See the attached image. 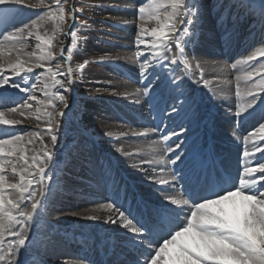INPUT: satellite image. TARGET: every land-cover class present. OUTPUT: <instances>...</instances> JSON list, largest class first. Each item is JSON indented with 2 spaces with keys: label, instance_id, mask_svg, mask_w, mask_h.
Masks as SVG:
<instances>
[{
  "label": "snow or ice",
  "instance_id": "1",
  "mask_svg": "<svg viewBox=\"0 0 264 264\" xmlns=\"http://www.w3.org/2000/svg\"><path fill=\"white\" fill-rule=\"evenodd\" d=\"M67 2L52 0L51 4L45 5V0H39L38 4L26 0H0V7L6 9L47 8L44 14L37 13L36 19L12 27L11 31L7 30L8 13L0 24V36L3 37L0 39V90L17 89L26 97L15 106L6 107V96H0V109H3L0 110V126L5 127V134L0 136V264H18V257L27 258L35 245L29 229L32 222L43 217L52 206V190L59 187L53 170L57 167L55 150L61 130L71 119L65 111L71 110L68 93L83 79V71L93 62L85 59L76 69L71 65L74 49H78V34L73 29L77 27L76 13L80 9L75 3L66 8ZM255 3L259 4L258 22L264 26V0H236L234 4H226L224 0L212 3L209 0H141L133 6L135 20L123 21L124 26L135 27L134 55L141 86L131 93L113 90L112 95H121L125 99L131 96L135 98V104H147L150 112L159 114L153 118H159L163 127H146L142 131L129 129L121 131L119 137L146 138L149 133H161L160 140L155 142H163V153L159 158L140 159L130 165L145 173L153 184L161 186L158 189L161 197L155 202L141 199L136 202L135 209L131 205L125 208L118 198L109 197L106 203L97 202L95 207L69 212L85 221L116 226L110 229L114 233L122 232L114 240L109 238L113 247H122L129 252L119 264H264V122L243 135L242 140L237 129L232 130L233 140L241 143L235 175L223 164L213 162L206 166L203 158L197 159L185 147L191 126L197 119V102L183 85L186 79L195 84L202 81L204 87L209 84L204 79L201 62L194 54L199 44L198 33L202 31L201 20L205 13H216L227 47L233 35L227 27L232 9H252ZM44 20L58 24L71 21L69 31L65 33L70 46L61 47L59 53L66 68L57 62L53 71L44 63L56 59L52 49L44 47L51 45L52 38H45L38 31ZM80 27L87 28L88 25L82 23ZM31 37L39 42L36 49L41 54L37 56L32 52L27 54L28 59H22L24 46ZM189 45L193 48L191 54ZM31 57H36L34 62ZM261 57H264V46L230 67L251 65L259 62ZM118 59L122 58L105 54L95 62L114 64ZM194 67L200 69L196 79H193ZM35 69L41 71L31 76ZM45 74L51 78V88L55 91L47 84L37 88ZM256 76L260 77L259 82L247 86L243 92L239 83L236 85L235 95L243 102L235 106L234 111L229 108L228 112L237 118V127L258 107L264 106V63L260 69L236 77L237 81L248 82ZM29 78L33 80L31 85ZM36 91L41 92L43 100L34 94ZM39 106H43V112ZM34 109L36 120L44 126L40 127L38 123L36 131L17 130L14 126L22 125L24 119H32ZM6 112L24 119L6 118ZM165 113H168L166 117ZM165 118L173 124L179 119L181 123L176 124L179 131L169 129L164 123ZM102 135L110 138V142L119 139L112 131H104ZM112 147L122 156L134 155L114 142ZM76 151L78 155L89 153L88 143L78 144ZM153 165L164 167L157 169ZM9 170L18 177L17 182H8ZM103 174L111 176V170L103 169ZM169 190L172 194H168ZM12 192H18V197L9 198ZM101 211L107 214L101 215ZM34 264H44L43 257L38 256ZM80 264L94 262L82 258Z\"/></svg>",
  "mask_w": 264,
  "mask_h": 264
},
{
  "label": "rangeland",
  "instance_id": "2",
  "mask_svg": "<svg viewBox=\"0 0 264 264\" xmlns=\"http://www.w3.org/2000/svg\"><path fill=\"white\" fill-rule=\"evenodd\" d=\"M27 3L30 4H38L39 0H26ZM141 2V0H68L67 4L65 5L66 8H70L73 3H75L76 8L80 9L76 13L77 16V27L73 30L77 31L78 37V49H74V59L71 62V65L74 69L78 67V64L80 62H83V60L88 59L90 61H93L89 65H92L94 67H98L102 63H96L95 61H98L102 55V47L103 46H113L117 47L119 50H125L126 48H129V41L134 44V37L131 36V34L135 33V29L133 25H128L124 26L123 21L124 20H135V9L134 5H138ZM214 2V0H209V3ZM226 4H234L236 0H224ZM52 0H45V5L51 4ZM47 11V8H37V9H25V8H10L6 9L4 7H0V24L3 23L5 19V14L8 13V19L10 20L8 29L11 30L10 28L15 26L16 21L18 22V27L19 25L22 26L23 23H28L30 22L31 19H36V14H44ZM11 13L13 15L11 16ZM67 15V13H66ZM258 15H259V4L255 3L253 4L252 9H245L241 10L239 8L232 9V15L228 17V23L227 27L228 29L233 31L232 37L229 38L228 45L227 47L225 46V41L222 39V32L223 30L217 23V16L216 13L211 12V13H205L203 19L201 20V33H198V39H199V44L198 46L195 47L194 49V54L195 56L200 60L201 62V68L203 69L204 73V79L209 81V84L207 87L203 86V82L201 81L200 84H195L192 82V80H189V82L186 85H183L184 89L189 93L190 95L194 96L196 102H197V119L196 121L192 124L191 127L199 126L202 123L201 126V131L202 135L197 138L198 141H193L191 145H194L195 142L197 145L200 146V144H203V146H206V136L210 137L209 139L211 140V136L215 137L216 140L221 144L224 143L221 138L222 133H224V129L221 128L218 123L216 122L217 119L222 120L225 122V126L227 128L226 135L231 136V132L234 128L237 129L238 134L241 135V140L243 135H245L248 131L252 130L254 127H258V124L260 122H264V106H260L259 108L256 109V111L253 113L251 117L247 119L245 123L237 127V118H235L234 114L229 113L228 109L232 108L234 111L235 106L239 105L240 103L243 102L241 97H237L235 95V89L236 85L233 84L231 87L227 86V92L221 93L220 89L222 88V83L221 86L217 85V83H214L211 80L210 75L214 74V72H219L218 70H209L205 67V59L204 58H209L213 64L217 63H223V70L225 71L226 74H224L225 79L230 77V75H235V71L239 74L244 76L246 72L248 71H253L254 69H260L261 64L264 63V57L259 58V62H252L251 65L247 64H238L236 69H232L230 65L232 63H235L239 59H243L246 57V55L251 54L253 51H255L258 47L264 46V26H262L258 22ZM210 17L209 21L212 23V25L209 27V29L214 30V38H210V40L213 41V44H216L217 48L215 50H212L210 52L212 45L207 43L202 37V34L204 31H207L208 27L204 25V22L206 19ZM19 20V21H18ZM82 23H86L88 25L87 28H81L80 25ZM41 26L39 27L38 31L41 36H44L45 38H52V43L51 45H44L45 49L51 48L53 53L56 56V59L54 60H46L44 61L45 65H50L53 68V71H55V64L57 62H60L63 67H67V65L63 64V61L59 59V53L61 50V47L64 46H70L69 44V38L65 35L70 29V24L71 21H68L63 24H58L56 21L52 20H44L40 22ZM151 26V25H150ZM13 30V29H12ZM132 32V33H131ZM258 35V36H256ZM255 36V37H254ZM3 37L0 36V39ZM86 38V39H85ZM128 42V43H127ZM39 43L38 41L35 40L34 37H31L27 40L26 45L24 46L23 53L27 56V54L36 52L37 56H39L41 53L38 49H36V44ZM214 46V45H213ZM135 51V50H134ZM188 52L191 54L193 52V48L191 45L188 47ZM231 54H234L233 58L228 57ZM28 57V56H27ZM29 58V57H28ZM191 58V56H190ZM36 57H31V61L34 62ZM108 64V63H106ZM111 65V72L113 77H117L118 79H124L128 82L135 83V87H140V83L137 79L138 77V69L130 68L128 65L124 63H116L114 66ZM104 65V63H103ZM91 68V67H90ZM87 69V67H86ZM85 69V70H86ZM83 71V76L87 73V71ZM40 69H35L34 73L31 74V76H35L36 73L40 72ZM193 71L195 73V76L193 79H196L200 75V69H196L195 67L193 68ZM221 72V71H220ZM44 76L41 77V81H43V78L49 82V86L51 88V78L45 74ZM260 77L256 76L254 77L253 81H248L245 82L242 80L240 83L243 85L244 88L247 86H250L254 83L259 82ZM29 85L33 83V80L29 78L28 80ZM239 85L241 86V84ZM82 84V85H81ZM78 85L80 86V89H84L83 83L79 82L77 84L73 85V90L71 91L72 94H76V89H78ZM43 85L41 83H38L37 88L42 87ZM242 87V86H241ZM52 91H55L53 88ZM70 92V93H71ZM11 94V95H10ZM39 99H42L43 96L38 94V91L34 93ZM69 94V93H68ZM7 95V96H6ZM0 96H6V98L9 99V96H14V98L17 100V102H22V97H25L24 93H20L17 89H12L8 88L6 91L5 90H0ZM82 100L80 97H76V100L73 101L71 106V110L69 111L68 109H65V111L69 112V116L71 119L67 122V124L62 128L61 130V138L56 146V159H57V167L53 170V175L60 181V178L57 176V171L59 167L61 166V162H63V158H65V155L67 154V151L73 147L74 145H77L80 143V145L84 144L85 142L88 143L90 152L86 153V155H90L89 157L93 156H98L97 155V149L95 142H93L92 138L88 136V134L83 131L79 126L78 122L81 119L80 115V110L79 107L81 106ZM235 102V105L233 103ZM15 103L12 104H6V107H12L15 106ZM35 105V102H32ZM103 103V108L105 110L111 109V112L114 111L116 113L115 116H117L118 111L116 112V108L113 109L115 105H117V102L112 103L110 100H106ZM222 103V104H221ZM222 106V108H218L219 106ZM40 107V106H39ZM146 108V109H145ZM204 108V114L203 117L200 113L203 112ZM228 108V109H227ZM43 109V106L40 107V110ZM125 110V109H124ZM218 110V111H217ZM110 111V110H109ZM43 112V110H41ZM128 111H124L121 115H119V119H123L121 116L127 117L130 120H135L133 118H136L137 121L134 122L137 125H143L145 123L144 120L141 117H137L134 112L126 113ZM132 113V114H131ZM141 113L143 115L147 116V122L145 125H150L151 127H157L160 126L161 128L163 127L161 125V121L159 118L154 119L153 116L156 115L158 116V113H152L149 110V107L147 104L144 105V111L142 110ZM33 114L35 115V109L33 110ZM168 113H165V117L167 116ZM121 115V116H120ZM201 115V116H200ZM114 116V117H115ZM20 117V116H19ZM126 119V118H125ZM164 123L166 124V118L164 120ZM131 124V123H130ZM199 124V125H198ZM129 125V124H128ZM44 125L41 123V127ZM132 127H137L136 125H131ZM144 126V125H143ZM20 132H29V131H35L36 129L30 128V129H20L18 126L16 128ZM33 129V130H32ZM38 130V129H37ZM2 131V129H0ZM160 132L155 133V140L158 139L160 140ZM208 133V134H206ZM206 134V135H205ZM2 134L1 136H3ZM205 135V137H204ZM212 138L213 142L215 138ZM63 138V139H62ZM184 137H181L183 139ZM189 139H191V136H189ZM233 139V138H232ZM105 142V141H101ZM107 142V141H106ZM105 142V143H106ZM38 143V141H37ZM162 149H163V142H159ZM206 143V144H205ZM232 143H234L232 145ZM237 142H234L233 140H229L226 142L227 144H230L231 146H234ZM189 146L190 149H192V146ZM214 145V144H213ZM222 147L221 149H218V147H215V151L219 150L218 152L222 153V162L225 161L226 159L229 158V152H227V146ZM238 147H240L241 150V143H237ZM195 146V145H194ZM193 146V147H194ZM32 147V146H29ZM193 150V149H192ZM239 148H237V151L235 152V156L239 157L240 154ZM225 154V155H224ZM81 155V153H80ZM103 156H107V154L102 153L99 155V158L104 161ZM85 157V156H84ZM88 159V158H87ZM89 162H92L91 160H88ZM97 161V160H96ZM93 163V162H92ZM94 166L96 165V162H94ZM238 162L234 165H237ZM99 166L96 165L95 169L98 171L99 176L95 177L94 179L96 181H102L104 182V174H102V167L98 168ZM85 169H90V167L84 166ZM97 168V169H96ZM102 168V169H101ZM83 176H88L87 173L82 174ZM104 178V179H103ZM114 179V176L111 178ZM130 181V178L127 177L125 179V182ZM101 183V182H100ZM38 188V186H37ZM102 184H99V186H96L92 188L91 191H93L95 201H93L91 204L89 203V199H86V197L83 199L82 196H77L76 198V205H79L80 207H85L86 208H91L96 205L97 202L99 203H106L108 202L109 197H116V195H111L108 194L109 191H102ZM150 190L151 188H147ZM152 190V189H151ZM154 191L155 188L153 189ZM160 192V191H159ZM147 194L150 192L146 191ZM170 193V192H169ZM105 196V198H104ZM129 200L130 198H133L132 196H128L126 193L123 194L122 198L119 200V202L123 203V199ZM104 198V199H103ZM82 200H85L84 203H81ZM63 221V219H62ZM91 228L92 233L94 232L96 235V228ZM69 231V230H68ZM30 235H34L35 239V245L33 247V254L28 258L29 260L26 262V264H34V261H37L38 254H42L45 252L47 244L53 242H57L61 244L67 251L73 252L72 254L78 257L84 258L83 252L84 247L81 245H75L74 247H69L70 243H73L72 240H67V238H62L61 235H64L63 232L65 231L58 229V226H53L52 223L48 222L46 217L43 216L41 218H38L32 222V226L30 227ZM77 237H80L79 235H82V232H75ZM98 236V234H97ZM45 238V240H44ZM99 238V237H98ZM76 241H78L75 238ZM39 251V252H38ZM35 254V255H34ZM82 255V256H81ZM129 256V253L128 255ZM79 259V258H78ZM81 261V258L79 259ZM20 263V259L18 258V264ZM44 264H46L44 262Z\"/></svg>",
  "mask_w": 264,
  "mask_h": 264
},
{
  "label": "bare ground",
  "instance_id": "3",
  "mask_svg": "<svg viewBox=\"0 0 264 264\" xmlns=\"http://www.w3.org/2000/svg\"><path fill=\"white\" fill-rule=\"evenodd\" d=\"M210 17L205 20L204 25L208 27L207 31H204L202 34V37L207 43L212 45V48L210 52L213 53L212 50H215L217 48L216 44H213V41L210 40V38H214V30L209 29V27L212 25V23L209 21ZM19 21V20H18ZM18 22L16 21L14 27H18ZM20 26V25H19ZM11 30L13 28H10ZM135 29V27H134ZM10 30V31H11ZM132 33V32H131ZM131 36L135 37V33L131 34ZM258 36V35H256ZM255 37V36H254ZM128 43V42H127ZM129 48H126L125 50H119L117 47H105L103 46L102 49V55L108 54L113 57H121L122 59L116 60V63H124L128 65L130 68L138 69V65L136 63V58H135V47L132 42L129 41L128 43ZM214 45V46H213ZM101 55V56H102ZM234 54H231L230 57H234ZM22 59H28V57L22 53L21 54ZM99 59V58H98ZM205 59V67L209 70H215L219 72H214V74H211V80L214 83H217V85L221 86L222 83V88L220 89L221 93L227 92V86L231 87L233 84L237 85V83H240L243 79L237 81L236 77L240 76L243 77L242 72L239 74L237 70L235 71V75H230V77L225 79L224 74L225 71L223 70V63H217L213 64L212 61L209 58H204ZM113 66L114 64L111 63ZM91 67V68H90ZM87 73L83 76L82 80H79V82L83 83L84 89H80V86L78 85V89H76V94L69 93V104H72L73 101L76 100V97H80L82 100V104L79 107L81 119L78 122V126L85 131L90 138H92L93 142L96 144L97 149V157H89L90 155H86V153H81V155L77 154V145H74L71 147L68 151L67 154L65 155V158L62 157L64 160L61 162V166L59 167L57 171V176L60 178L59 181V187H54L52 190V206L49 208V210L45 213V217L48 222L52 223L53 226H58V229L65 231L63 232V236L67 238V240H73L76 243L75 238V232H82V235H80L81 239H77L78 241L83 242V245L85 246V249L90 248V252L83 251V255L87 257L88 253H91L90 259L94 264H119L121 260H124L128 256V250L122 247H113L112 244L110 243V239L112 238L113 240L115 237L121 233H114L110 229L115 228L116 226H109V225H104L101 222H93V221H85L83 219H80L79 217H75L69 214L71 210H76V211H82L85 209V207H80L79 205H76V198L77 196H82L84 199H89V203L91 204L93 201H95V197L93 194L92 188L99 186L101 184L100 182L102 181H96L94 178L99 176L98 171H96L95 166L98 165L102 167L103 169H110L111 170V176H105L106 179H104L103 184V191H108V190H113L116 187V183L119 181V183H124L125 179L127 177L130 178V181L125 182L123 185L120 187H116L119 191L118 195L116 194V198L119 196L120 192L126 191L128 194H134L135 193V198L134 200H141V199H146V200H151L153 202L157 201L161 197V192H159V188L161 186L153 184L150 180L147 179L145 173L139 171L136 168L131 167L130 165L134 162H138L140 159L144 160H152V159H158L159 156L163 153V149L160 145V143H155L158 141V139L155 138V133H149L148 137H132V136H127V137H119V133L121 131H128L129 129H136L137 131H142L144 128L148 127L151 128L150 125H145L147 116L143 115L141 111H144V103L142 102L141 104L137 105L135 104L134 97L129 96L127 99H125L121 95H112V91L115 90L118 93H131L134 92L135 90V83L128 82L124 79H118L117 77H113L112 72H111V65L108 63H103L99 65L98 67H94L92 65H88L87 69L85 70ZM221 71V72H220ZM46 76H44L45 78ZM43 78V82L41 83L43 86L40 88H43L45 84L48 86L50 85L49 82H47ZM189 82V80L186 79L184 85H186ZM78 83V82H77ZM76 83V84H77ZM241 84V83H240ZM82 85V84H81ZM240 86V85H239ZM242 86V87H241ZM240 88L242 92L246 89L243 87L241 84ZM50 88V86H49ZM99 88L101 91H97L96 89ZM39 89V87H38ZM51 91L53 88H50ZM104 89H107V91H104ZM38 94H41L40 91H38ZM11 95V94H10ZM7 96V95H6ZM8 101V104H12L14 102L17 103V98L15 99L14 96H9V99L6 98ZM44 97H42L41 100H43ZM110 100L112 103H116L113 107L116 108V112L118 111V114L124 112V111H130L134 112L135 114L138 115V117H141L145 124L137 125L135 120H130L129 119H119V115L116 113L111 112V109L105 110L103 108V103L102 101L105 102L106 100ZM222 104V103H221ZM218 108L224 107V105H221ZM235 105V102L233 103ZM41 107V106H40ZM262 107V106H261ZM259 108V107H258ZM125 109V110H124ZM146 109V108H145ZM228 109V108H227ZM3 110V109H0ZM43 110V109H41ZM218 111V110H217ZM115 114V115H114ZM168 115V114H167ZM115 116V117H114ZM6 118H15V119H24L22 117H19L18 114L14 113H7L6 112ZM216 122L218 125L224 129V133H222L221 138L224 143H219L216 138L213 142L212 136L211 140L209 139L210 137L206 136V133L204 137L207 140V144L204 147L203 144H200L196 146L191 145L192 142L199 137V133L201 131V126L202 123L199 126H195L194 128L192 127V131L189 133V136H191V139H188V143L185 145V147H189L190 145L192 146V149H190V152L196 156L197 158H203L204 161L210 160L214 158V154H218L220 156V159L222 160V151L218 152L219 150L215 151V147H218V149H221L226 145V142L229 140H233L232 137L226 135L227 128L225 126V122L222 120L217 119ZM40 124L41 127V122L37 121L35 118V115L33 114L32 119H24V123L22 125H16L14 126L17 128L18 126L20 129H38L37 124ZM131 123V124H130ZM181 123L179 119L176 120V123L173 124L169 122L166 119V124H168L169 129L175 128L176 131H179V128L176 127V124ZM129 124V125H128ZM131 125H136L137 127H132ZM188 125L185 124V127ZM0 136L2 134H5V127L0 126ZM32 129V130H33ZM35 130V131H36ZM29 131V130H28ZM104 131H112L114 134V137H119V139H115L114 141L110 142V138L104 137L102 134ZM158 135H160L158 133ZM203 136V135H202ZM195 138V139H194ZM63 139V138H62ZM191 140V142H190ZM101 141H107L101 142ZM234 141V140H233ZM115 143L116 146H123L124 150L126 152L134 153L133 156L130 157H125L120 155L119 153H116L114 151V148L112 147V143ZM235 142V141H234ZM80 144V143H79ZM214 144V145H213ZM234 143H232L233 145ZM194 146V147H193ZM227 152H229V158L226 159L225 161H220L221 164L226 166L233 175H235L236 170H237V165L234 167L232 165L236 164L239 160V157L237 155L235 156V152L237 151L238 147L237 143L234 146H231L230 144L226 145ZM251 146V145H249ZM241 151V150H240ZM102 153L107 154L108 157L103 156L104 161H102L99 158V155ZM213 154V155H212ZM225 155V154H224ZM85 156V157H84ZM222 156V157H221ZM88 158V159H87ZM92 162H89L88 160H91ZM97 160V161H96ZM94 162H96V165L94 166ZM84 166L87 168L90 167V169H85ZM147 167V165H145ZM153 167L159 169L160 167H164L163 165H153ZM101 168V169H102ZM97 169V168H96ZM183 171H186V169H183ZM87 173L88 176H83L82 174ZM103 174V171L101 172ZM116 175L115 180H111L112 176ZM109 177V178H108ZM109 179V180H107ZM7 180L8 182L15 183L18 181V177L13 176L9 170L8 175H7ZM151 188L148 190L147 188ZM166 188L167 186H163ZM115 188V189H116ZM155 188L156 191L153 189ZM146 191L150 192L149 194L146 193ZM170 192V190H169ZM8 194V193H6ZM168 194H172L171 192ZM18 192H12L9 196V198H16L18 197ZM178 195V193H177ZM105 198V196H104ZM103 198V199H104ZM85 200H82L81 203H84ZM26 204L30 207V203L28 201H25ZM135 204H132L131 206L135 209ZM96 206V205H95ZM94 206V207H95ZM101 215H106L107 213L104 211H101ZM63 219V221H62ZM96 228L97 233H95L91 230V228ZM30 230V229H29ZM69 230V231H68ZM30 233V232H29ZM98 234V236H97ZM99 237V238H98ZM45 240V238H44ZM74 243V244H75ZM79 244V242H78ZM71 246V245H69ZM33 249V248H32ZM31 249L30 254L25 258L23 255L18 257L20 259L19 264H26V262L29 260L28 258L33 254V250ZM39 252V251H38ZM73 253V252H72ZM69 250L66 249L59 243L53 242V244L50 242L47 244L46 250L42 254H38V256H42L43 260L46 264H80V260L77 258V256L73 255ZM94 254V256H92ZM35 255V254H34ZM89 257V256H88ZM87 257V258H88ZM107 258V259H106ZM82 259V257H81Z\"/></svg>",
  "mask_w": 264,
  "mask_h": 264
}]
</instances>
